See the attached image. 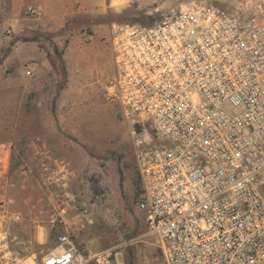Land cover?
Wrapping results in <instances>:
<instances>
[{
	"label": "built area",
	"instance_id": "1",
	"mask_svg": "<svg viewBox=\"0 0 264 264\" xmlns=\"http://www.w3.org/2000/svg\"><path fill=\"white\" fill-rule=\"evenodd\" d=\"M109 51L136 207L165 264H264V0H187L150 24L112 22ZM13 143L0 141V264L26 259L10 228L13 174L27 166ZM28 146L55 237L40 264H121L74 242L94 222L70 189L72 157Z\"/></svg>",
	"mask_w": 264,
	"mask_h": 264
},
{
	"label": "rangeland",
	"instance_id": "2",
	"mask_svg": "<svg viewBox=\"0 0 264 264\" xmlns=\"http://www.w3.org/2000/svg\"><path fill=\"white\" fill-rule=\"evenodd\" d=\"M184 1L90 0L64 10L57 0H0V141H14L27 163L13 174L19 202L10 225L25 264H40L55 242L28 146L52 130L73 160L70 189L94 222L74 239L78 249L110 248L121 264H165L136 207L140 185L129 122L113 93L109 27L150 24Z\"/></svg>",
	"mask_w": 264,
	"mask_h": 264
},
{
	"label": "crops",
	"instance_id": "3",
	"mask_svg": "<svg viewBox=\"0 0 264 264\" xmlns=\"http://www.w3.org/2000/svg\"><path fill=\"white\" fill-rule=\"evenodd\" d=\"M57 1H59V4L61 5L60 9H64V10L65 9H72L73 7H75V5H79L80 7L84 8V6L87 7V5L91 4L90 0H57ZM112 1L110 0V3ZM118 1H120V0H118ZM18 137H19L18 135H14L13 139H17ZM37 138L40 139L44 144H46V143L49 144L50 146H52L57 151H58V149L60 150L62 148L63 144L66 145V143L63 141L62 142L55 141V140H58L57 138H59V137L56 135V131H53V130L50 133L37 136ZM3 141H5V140H3ZM61 143H62V145H60ZM67 146H68V144H67ZM69 155L71 156L70 153H69ZM86 247H87V245H86Z\"/></svg>",
	"mask_w": 264,
	"mask_h": 264
},
{
	"label": "bare ground",
	"instance_id": "4",
	"mask_svg": "<svg viewBox=\"0 0 264 264\" xmlns=\"http://www.w3.org/2000/svg\"><path fill=\"white\" fill-rule=\"evenodd\" d=\"M30 264H34V262H31Z\"/></svg>",
	"mask_w": 264,
	"mask_h": 264
}]
</instances>
